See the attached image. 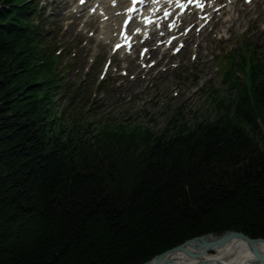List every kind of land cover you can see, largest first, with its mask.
<instances>
[{
    "label": "trees",
    "instance_id": "obj_1",
    "mask_svg": "<svg viewBox=\"0 0 264 264\" xmlns=\"http://www.w3.org/2000/svg\"><path fill=\"white\" fill-rule=\"evenodd\" d=\"M26 28L0 8V264H142L204 234L264 238V76L192 127L75 138L40 97L48 64Z\"/></svg>",
    "mask_w": 264,
    "mask_h": 264
},
{
    "label": "rangeland",
    "instance_id": "obj_2",
    "mask_svg": "<svg viewBox=\"0 0 264 264\" xmlns=\"http://www.w3.org/2000/svg\"><path fill=\"white\" fill-rule=\"evenodd\" d=\"M258 10H261V7ZM247 18L237 22V25L241 24L238 27L242 28V30L248 28L247 33L242 35V30L240 31L235 25L236 29L232 34L231 40L222 44L228 49L232 48L230 55L238 53L240 44L246 45L249 42H245L248 39L247 37L254 40L257 47L264 48V32L258 29V26L264 22V13H260L258 18L255 21L253 20L252 23H249ZM248 23L249 26H247ZM225 25H228V23L224 24L223 28H225ZM224 57L220 54L217 55L215 61H210L206 54V62L203 61V57L201 56L197 61L191 62L188 60L187 55L186 61L183 62V65L179 69L173 73L162 75L157 80L156 90H150L148 87L146 89L139 87L135 90L136 87L133 86L132 95L134 94L135 96L132 97V100L125 101L123 108H114L112 115L114 118L120 117L121 114L125 118L132 116L136 121H140L154 130H160L168 117L175 112L176 107L181 106V104L182 110L185 111L187 119L190 121L205 116H215L216 111L209 101L207 91L208 87H211L219 89L221 94L228 92V87L222 80V69L225 66ZM215 66H218L217 70ZM239 76L242 78V73H239ZM198 84L199 87L194 91L192 88ZM176 85L180 91L176 97H172L171 91ZM111 108L108 112L111 111ZM252 137L264 148V124L261 126V133H254Z\"/></svg>",
    "mask_w": 264,
    "mask_h": 264
},
{
    "label": "water",
    "instance_id": "obj_3",
    "mask_svg": "<svg viewBox=\"0 0 264 264\" xmlns=\"http://www.w3.org/2000/svg\"><path fill=\"white\" fill-rule=\"evenodd\" d=\"M233 239H240L246 245V247L249 248L255 261H264V238H252L243 232L227 230L221 234L209 233L185 240L183 243L177 246L156 254L150 260L142 264H148L150 262H153V264H166L167 256L176 251L184 252L187 257L197 259L226 245ZM192 243L193 245L197 244L194 251L187 248V245Z\"/></svg>",
    "mask_w": 264,
    "mask_h": 264
},
{
    "label": "bare ground",
    "instance_id": "obj_4",
    "mask_svg": "<svg viewBox=\"0 0 264 264\" xmlns=\"http://www.w3.org/2000/svg\"><path fill=\"white\" fill-rule=\"evenodd\" d=\"M196 246L197 244L192 243L187 245V248L194 251ZM148 264H153V262ZM166 264H264V261H255L249 248L240 239H233L226 245L197 259L189 258L181 251L173 252L167 256Z\"/></svg>",
    "mask_w": 264,
    "mask_h": 264
}]
</instances>
